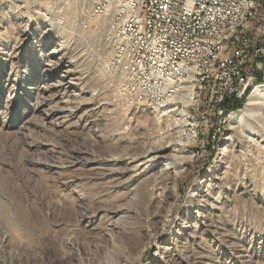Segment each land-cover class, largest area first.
Instances as JSON below:
<instances>
[{
  "label": "rangeland",
  "instance_id": "374dc122",
  "mask_svg": "<svg viewBox=\"0 0 264 264\" xmlns=\"http://www.w3.org/2000/svg\"><path fill=\"white\" fill-rule=\"evenodd\" d=\"M257 1L251 36L264 47V0ZM91 7L86 0H0V264H30L41 236L72 256L70 264H168L167 257L175 264H264V187L253 189L238 175V167L248 166L251 179L264 177L249 158L251 141L230 129L229 117L221 120L223 109L209 122L200 120L209 111L201 99L177 105L174 116L183 118L178 114L187 110L195 119L192 145L172 135L169 147L171 129L181 128L172 118L160 123L139 109L133 119L135 108L121 104L127 91L102 64L110 55L104 48L109 24L103 26L106 17L92 15ZM262 59L264 51L248 69L262 64L254 74L262 73L264 82ZM79 76L88 77L84 92ZM256 123L263 127L262 119ZM174 147L183 169L164 188L163 200L156 208L131 201L126 159L159 149L162 159L149 174L158 175ZM110 172L124 181L107 189L109 180L96 178ZM190 195L203 206L198 215ZM120 206L135 214L107 210ZM164 224L171 233L158 236ZM123 225L141 232L115 228Z\"/></svg>",
  "mask_w": 264,
  "mask_h": 264
},
{
  "label": "bare ground",
  "instance_id": "6f19581e",
  "mask_svg": "<svg viewBox=\"0 0 264 264\" xmlns=\"http://www.w3.org/2000/svg\"><path fill=\"white\" fill-rule=\"evenodd\" d=\"M233 1L235 4H241V12H236V15H234L233 17H226V19L222 21V28H232L234 25H240L241 23H243L244 34L242 35V38H241V33H234V31L221 32V31H217V27H208V33H206V40L215 41V44H219V48H223V49H218L217 56L212 57V51H209V49H204V43H197V53H199L198 65H196L195 68L184 67V78H186L187 81H181V91H188V96L175 97L173 99L174 106L172 104H164V103L135 102L134 110L136 111V113L134 112L133 119L134 117H136L137 111L140 112L139 109H142L143 111L142 110L141 111L143 113L148 112V114L157 117L156 121L162 120L160 121V123L161 122L165 123V121H167V118H172L175 120L174 116L175 114L177 115L176 113L178 108L177 105H181V103L189 104L190 101L191 102L196 101L197 104L194 103V105H198V99H201L203 102L202 107L206 108L209 111L208 112L206 111L205 112L206 114L204 113L201 116L200 120L209 122L210 118L215 114L216 109L218 110L223 109V115L220 116L221 120L224 121L226 117H229L228 124L230 126V129L231 130L236 128L241 129V131L245 134L244 138L248 140V142L251 141V145L252 143H255L257 146H260L264 153V82L262 84H258L256 74H254L255 71L263 68L262 67L263 65L257 64L256 68H253L255 65H251L253 56L256 59L264 51V47L262 46L259 47L258 40L252 38L251 36V27L253 26V25L251 26V22L255 17L256 11L258 10V3H257L258 1L257 0H233ZM102 23L103 26H108L109 18L107 17L106 19H104V21L102 20ZM108 27H110V25ZM109 37H113V30H111L110 33L106 34V38ZM105 47L107 48L106 44L104 45V48ZM239 47L241 52L240 58H235V60H233V63H230L232 59L238 55ZM110 56L111 55H109V58L108 56L105 57V59L108 58V60L102 61V64L107 65L109 69H111V64H110L111 61L109 62ZM119 66H128V59H119ZM219 66H226V68H225V73L217 77V73L219 72ZM250 66H253L250 69V71L251 70L252 71L249 72L250 78H248L244 83L240 84L238 89L231 90V97L240 98L241 101H236L235 104L232 106H226V107L222 106V100L224 97H226L227 94V85L230 82H238L239 72H247V69L250 68ZM203 75H205V78H203ZM87 78L88 77H81V76L77 77V81L79 82L78 88L81 92L86 91L87 88L86 85L88 83V80H86ZM115 78H119L120 84L118 89L121 91H127L128 93V89H129L128 80H136V73H128V80L123 77V74L116 75ZM188 84H192V85H188ZM213 85H214V90H209L210 87ZM74 91L75 88L72 90V93H74ZM131 91L139 92L138 82H131ZM212 100H213V106H212ZM245 108L246 110L242 112V110ZM186 111H181V112L179 111L180 113L178 114V116H181L183 118L179 117L178 120H175V124L178 125V127H181L179 131L173 133V129H172L171 130L172 134L167 136L170 139V141L168 142L170 144L169 147L175 145L173 143L175 141L171 139L172 135H174V137L177 138L178 140H182L189 145L194 144L198 138V134L196 131L198 126L196 124V121L195 119L191 118L190 115H187ZM237 112H241V113L231 116ZM165 117L167 118L165 119ZM136 119L138 118H135L134 121H136ZM261 119H262L263 127L261 126L260 129L258 124L256 123V120H261ZM169 120L170 119H168V122ZM187 120H189V122ZM200 120H198L199 123ZM116 127H119V129L121 128V126H116ZM220 133H221L220 130L217 131V134L219 136ZM156 142L157 141L153 140L150 141L149 143L155 145ZM117 148H119V145H117ZM174 148L176 149L174 150L175 153L171 154L169 157L164 158L165 159L164 169H162L161 173L158 175L156 174L149 175V174L151 171L150 168L152 169V167H154L153 165L156 162H158L160 159H162L160 158L159 149L158 151L154 149L148 150L144 154V156L136 160L129 161V159H126L125 161V159L122 158L114 159L115 161L120 160V162L125 161L124 163H126V166L130 167V170H128V168L126 170L128 172L130 171L128 174L129 175L128 181L130 182L129 183L130 185L128 184L127 185L128 187L134 186L133 190L131 189L132 191L129 192V194H131V196H129L131 198V201H135V202L137 201L140 205H142L143 200L147 201L148 204L149 203L151 204L153 202L152 206L156 208L157 204L159 203V200L161 201L163 200L164 197L163 193H165L164 188H167L171 183V181L174 182L183 169L182 166L184 164L183 163L184 157L183 155L179 154L180 149L177 150L176 147ZM229 150H230L229 146L224 147V149L222 150L223 152L221 154L225 155ZM246 159L248 158L246 157ZM251 171L252 170L248 168V166L243 169L238 167V173H239L238 175L239 177L243 178L241 179V181L245 183V179L250 180L249 186L256 190L259 187L260 189L261 187H264L263 185H261L264 184V180H263L264 177L262 176L263 174H261L259 178H255L256 176L253 175V178L251 179L250 178ZM124 174H126V172L121 171L120 175H124ZM116 177L117 176L113 175L110 172L108 174H103L101 176H98V178L96 179L109 180L110 184L107 187V189H110L113 188L114 186H117V184H119L118 181H120V184L124 181L121 176L118 178ZM193 196L194 195H190L187 198V201L189 202L191 207L193 205L192 210L197 209L195 213L198 215V213H200L203 206L197 202H194ZM47 197H48L47 199L50 200L52 199L50 194H48ZM107 210H109L108 212H110L114 216L115 215L118 216L119 214L122 213L125 215H128L129 213L135 214V211L123 206L110 208ZM95 211L96 209L94 210V212ZM149 211L150 209L147 210V212ZM63 212H65L68 215L69 214L71 215L76 211L65 209L63 210ZM84 215H83L84 217L87 216V214ZM191 215H193L192 212L189 213L187 222H189L190 219H192ZM150 216H156V215H152L150 213ZM205 216L202 215V218ZM126 227L127 226L125 225L120 227L115 226V228L120 229L121 231L125 230V232L126 231L130 232V234L134 233L132 235L135 236L139 235L141 232L139 228L137 229L130 228L131 231H129L128 230L129 228L127 229ZM159 233L160 234L158 236L170 234L171 228L169 227L168 224H164L159 229ZM74 243L76 244V246H78L79 242L75 241ZM40 245H41V249L39 256L30 258V264H70L72 256L59 252L57 246L51 243V241H49L48 239L44 238L43 236H41ZM166 250L168 251V249H165L164 251L166 252ZM167 259L169 263L175 264L174 259L172 258L170 259L169 257H167Z\"/></svg>",
  "mask_w": 264,
  "mask_h": 264
},
{
  "label": "built area",
  "instance_id": "2783aa9c",
  "mask_svg": "<svg viewBox=\"0 0 264 264\" xmlns=\"http://www.w3.org/2000/svg\"><path fill=\"white\" fill-rule=\"evenodd\" d=\"M86 2L92 5V15L109 18L110 30H113V37L106 38L111 55V71L108 74L114 80L115 74H123L128 80V73H136V80H128L127 94L118 92L116 82L115 92L120 94L121 104L127 109H134L135 102L173 105L175 97L188 96V91H181V81H187L184 78V67L195 68L198 65L197 43H204V49L212 51V57L217 56L218 49H223L215 41L206 40L208 27H217V31L221 32L241 33V38L244 34L243 23L232 28H222V21L226 17L241 12V4H235L233 0ZM240 54L239 47L238 55L230 63L240 58ZM119 59H128V66H119ZM254 64L253 56L251 65ZM225 68L219 66L217 77L225 73ZM248 78L249 69L247 72H239L238 82L227 85L222 106H232L236 101H241L240 98L231 97V90L238 89ZM131 82L139 83V92L131 91ZM209 90H214V85ZM248 152L253 168H262L260 172H264V153L261 147L252 143Z\"/></svg>",
  "mask_w": 264,
  "mask_h": 264
},
{
  "label": "trees",
  "instance_id": "16d2710c",
  "mask_svg": "<svg viewBox=\"0 0 264 264\" xmlns=\"http://www.w3.org/2000/svg\"><path fill=\"white\" fill-rule=\"evenodd\" d=\"M262 61L264 63V59H262ZM256 75H257L256 77H257V81L259 82V84L262 83L263 82V74L262 73H257Z\"/></svg>",
  "mask_w": 264,
  "mask_h": 264
}]
</instances>
